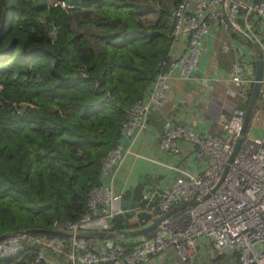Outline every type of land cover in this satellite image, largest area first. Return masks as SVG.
Listing matches in <instances>:
<instances>
[{"label": "trees", "instance_id": "1", "mask_svg": "<svg viewBox=\"0 0 264 264\" xmlns=\"http://www.w3.org/2000/svg\"><path fill=\"white\" fill-rule=\"evenodd\" d=\"M64 1L71 6L0 0V234L85 210L129 107L170 59L177 0ZM129 215L117 214L111 229L138 226ZM16 257L0 264H34L32 250ZM211 259L238 264L235 252Z\"/></svg>", "mask_w": 264, "mask_h": 264}, {"label": "built area", "instance_id": "2", "mask_svg": "<svg viewBox=\"0 0 264 264\" xmlns=\"http://www.w3.org/2000/svg\"><path fill=\"white\" fill-rule=\"evenodd\" d=\"M51 6H71L64 0H49ZM171 28L169 49L176 38L184 40V49L170 57L166 67L153 78L151 86L129 107L121 122V136L132 137L144 127L151 106L162 105L166 98L171 70L178 77L190 79L205 50L203 35L211 26L224 32L244 33L245 39L259 51L264 65V31L258 33L253 20L264 23V0H177L170 11ZM222 49L229 42H220ZM253 59L237 58L230 64L227 79L235 92L247 101L253 80ZM260 110L264 113V74L259 89ZM244 107H232L221 120L219 134H199L190 126L165 117L158 135V146L175 153L176 141L181 139L192 146L193 154L205 164L193 171L172 166L175 176L159 194L144 195L142 205L127 209L121 204V193L111 187V180L122 160L123 149L115 143L102 156L99 182L87 195L85 210L73 220L53 222L51 228L71 232L88 229L110 230L112 219L128 211L146 210L155 215L183 199L198 197L216 184L223 165L238 134ZM258 112H252L248 127L258 130L244 133L239 148L228 162L216 187L205 197L188 204L162 218L152 235L134 238H101L91 247L81 236L34 234L21 228L0 237V259L13 258L20 252L32 250L34 264L42 259L45 264H143L152 256L171 248L180 261L191 259L199 251V240H206L214 254L237 253L238 264H264V114L254 125ZM156 197V199H154ZM98 239V238H93Z\"/></svg>", "mask_w": 264, "mask_h": 264}, {"label": "crops", "instance_id": "3", "mask_svg": "<svg viewBox=\"0 0 264 264\" xmlns=\"http://www.w3.org/2000/svg\"><path fill=\"white\" fill-rule=\"evenodd\" d=\"M253 23L258 33L264 31L263 22L254 19ZM235 33L224 32L216 26H211L203 35L206 48L199 56L193 76L184 79L178 77L172 69L165 102L158 107L149 108L144 127L132 137L119 138L123 157L111 180V187L121 193L123 208L127 209V206L135 204L140 195L159 196L175 176L172 166L178 165L197 171L205 164L193 154L191 144L181 139L176 141L178 150L175 153L158 146V135L165 117H172L190 126L199 134L211 135L222 132L221 120L232 107H245L244 100L227 79V73L233 60L253 59L254 49L241 33ZM222 40L229 42L227 49L220 47ZM184 46L182 38L174 39L169 49L170 57L180 53ZM249 130L258 129L252 127ZM133 218L129 215L128 221L132 222ZM199 246L202 254L207 255L208 242L199 240ZM212 256L214 255L209 254L210 258ZM176 260L172 249L167 248L143 264H184ZM196 260H200V257H196Z\"/></svg>", "mask_w": 264, "mask_h": 264}, {"label": "water", "instance_id": "4", "mask_svg": "<svg viewBox=\"0 0 264 264\" xmlns=\"http://www.w3.org/2000/svg\"><path fill=\"white\" fill-rule=\"evenodd\" d=\"M243 37H245L244 33H241ZM253 66H254V72H253V80L250 85L249 90V96L246 101V105L244 107V114L241 121L240 129L238 134L235 136L232 148L229 152V155L226 159V163L223 165L221 174L213 186L209 187L207 191H205L203 194L199 195L198 197H190L181 200L180 202L172 205L167 210L162 211L160 213H157L155 215H151L146 210H139L135 212L136 221L138 223V226L132 227V228H114L110 230H98V229H88V230H79L76 232H71L69 230L64 229H55V228H27L24 230H30V231H40L45 233H51V234H61V235H74V236H81L84 238H107V237H132L137 235L145 234L157 225V223L167 215L173 213L174 211L183 208L184 206L196 202L199 198L205 197L211 190H213L214 187H216L217 183L220 181L222 175L224 174L226 167L228 165V162L231 160L233 155L236 153L237 149L240 146V143L243 139L244 133L246 132V129L248 128L249 120L251 117V114L254 109L255 102L257 101V97L259 94V89L261 85V80L263 78L264 74V65L262 61V57L257 50V48L253 47ZM8 232L0 234V237L3 235H6ZM36 264H45L42 259H39Z\"/></svg>", "mask_w": 264, "mask_h": 264}, {"label": "rangeland", "instance_id": "5", "mask_svg": "<svg viewBox=\"0 0 264 264\" xmlns=\"http://www.w3.org/2000/svg\"><path fill=\"white\" fill-rule=\"evenodd\" d=\"M241 38H243V37L241 36ZM263 114L264 113L262 111L258 112L257 120L255 122H253L254 125H258L260 123V117ZM250 128H251V126L247 128V131H249ZM206 253H207V255L202 254L201 249H199V251L191 259H188V260H185V261H181V262H183L184 264H226V263H229L230 262V261H227L226 262V261H221V260H216V259L212 260L209 257V254L210 255H215V254H214V252L211 251L210 248H209V251L206 252ZM223 253H226V252H223ZM220 254H222V253H220ZM205 256H207V257H205ZM196 257H200V260H196ZM204 257H205V259H204ZM212 257H214V256H212ZM209 258L211 259V262H210V259ZM176 261L180 262L179 259H177Z\"/></svg>", "mask_w": 264, "mask_h": 264}]
</instances>
